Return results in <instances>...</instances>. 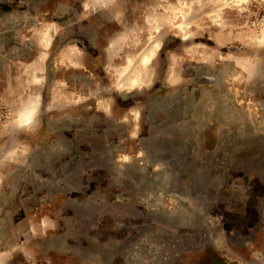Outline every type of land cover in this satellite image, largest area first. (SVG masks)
Segmentation results:
<instances>
[{"label": "rangeland", "instance_id": "374dc122", "mask_svg": "<svg viewBox=\"0 0 264 264\" xmlns=\"http://www.w3.org/2000/svg\"><path fill=\"white\" fill-rule=\"evenodd\" d=\"M57 1L0 0V264H264V0Z\"/></svg>", "mask_w": 264, "mask_h": 264}, {"label": "crops", "instance_id": "0c3cea01", "mask_svg": "<svg viewBox=\"0 0 264 264\" xmlns=\"http://www.w3.org/2000/svg\"><path fill=\"white\" fill-rule=\"evenodd\" d=\"M66 1H69V0H66ZM66 1L60 0L57 2L58 4L61 5ZM44 32H40L39 34L41 43H42L41 34ZM34 43L35 41L32 39L31 35L28 36V35H23L21 33H18L17 35L15 33L6 34L4 33V31H0V91L4 92L7 90V88H10V89L12 88L11 86H8L7 83H11V82L14 83V81H12L10 78L8 79V77L11 76L15 78L14 75H16L17 77L19 76L20 78V73H21L20 66L21 65H27L26 63H31V64L35 63L36 68H39L40 70L42 69L39 64H41L45 56H44V53L38 54L36 52L35 48H37V46H36V43L35 44ZM50 43L47 44L46 46L43 45L42 43L43 48L45 50L48 49ZM23 47L28 48V51H26L25 48L22 50ZM31 59H33L32 60L33 62H31ZM24 60L26 61V63ZM29 65L24 66L25 72L30 71L31 67H29ZM34 78L38 79L37 77H34ZM30 107L36 108V105L32 103ZM30 107H27V108H30ZM22 113L20 114L21 124H22V120H21Z\"/></svg>", "mask_w": 264, "mask_h": 264}, {"label": "bare ground", "instance_id": "6f19581e", "mask_svg": "<svg viewBox=\"0 0 264 264\" xmlns=\"http://www.w3.org/2000/svg\"><path fill=\"white\" fill-rule=\"evenodd\" d=\"M108 1L109 0H96L95 3L102 5L101 3L105 4ZM95 3H93V5ZM41 37H42L43 45L46 46L51 41V32L47 30L41 34ZM158 46H160V45H158ZM156 48H158V47L154 44L152 49L144 50L139 54L138 59L140 61V66L138 69L133 71L131 74H130V70L128 72H126V71H127L128 67L131 66L132 60L128 59L126 61L125 71H123V73L121 74L122 79L119 82V84L117 85L118 89H121V90H123V89L124 90L125 89H135V88L137 89V88L146 86V84L149 82V75H148L149 62H150V59L153 57V54H154L153 52L156 50ZM101 107H104V106H101ZM35 109H36L35 107H30V108H27L25 111H23V113L21 115L22 125L27 126L32 121L34 113H35L34 112Z\"/></svg>", "mask_w": 264, "mask_h": 264}, {"label": "built area", "instance_id": "2783aa9c", "mask_svg": "<svg viewBox=\"0 0 264 264\" xmlns=\"http://www.w3.org/2000/svg\"><path fill=\"white\" fill-rule=\"evenodd\" d=\"M5 115L0 111V124L3 122Z\"/></svg>", "mask_w": 264, "mask_h": 264}]
</instances>
